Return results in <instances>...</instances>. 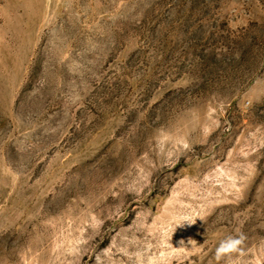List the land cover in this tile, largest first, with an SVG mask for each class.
Segmentation results:
<instances>
[{
    "label": "rangeland",
    "instance_id": "1",
    "mask_svg": "<svg viewBox=\"0 0 264 264\" xmlns=\"http://www.w3.org/2000/svg\"><path fill=\"white\" fill-rule=\"evenodd\" d=\"M0 264H264V0H0Z\"/></svg>",
    "mask_w": 264,
    "mask_h": 264
},
{
    "label": "clouds",
    "instance_id": "2",
    "mask_svg": "<svg viewBox=\"0 0 264 264\" xmlns=\"http://www.w3.org/2000/svg\"><path fill=\"white\" fill-rule=\"evenodd\" d=\"M189 243L191 244L192 241L190 240ZM239 243H240L239 239H234L232 237H229L228 239L221 241L219 246L216 248L215 259L218 262L221 261L224 256L234 251Z\"/></svg>",
    "mask_w": 264,
    "mask_h": 264
}]
</instances>
